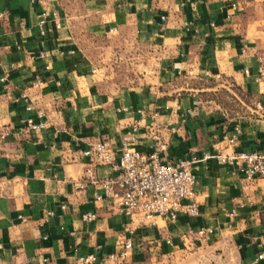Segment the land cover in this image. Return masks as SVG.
Segmentation results:
<instances>
[{
  "label": "crops",
  "instance_id": "0c3cea01",
  "mask_svg": "<svg viewBox=\"0 0 264 264\" xmlns=\"http://www.w3.org/2000/svg\"><path fill=\"white\" fill-rule=\"evenodd\" d=\"M49 10L59 26L47 19L40 34ZM0 11V264H264V176L206 156L264 152V0H0ZM37 109L44 125L30 129ZM152 123L162 159L193 160L199 212L139 227L94 199L96 184L72 182L86 166L114 172L90 165V142L146 149ZM198 226L203 236L183 234Z\"/></svg>",
  "mask_w": 264,
  "mask_h": 264
},
{
  "label": "built area",
  "instance_id": "2783aa9c",
  "mask_svg": "<svg viewBox=\"0 0 264 264\" xmlns=\"http://www.w3.org/2000/svg\"><path fill=\"white\" fill-rule=\"evenodd\" d=\"M230 7L234 10L236 4L231 3ZM3 14L4 12L0 11V16ZM47 19H51L55 27L59 26L55 10L43 11L36 21L40 34L46 32ZM19 23L22 24V21ZM37 55L44 58L48 53L39 50ZM43 67L48 68V63H43ZM256 69L258 75H261L264 69L261 57L258 58ZM24 109L31 112L30 103H25ZM34 114L38 120H34L33 114L30 113L25 117L26 126L30 129L44 125L41 119L43 112L37 109ZM135 128L136 125L132 124L131 130ZM148 129L151 142L146 149L131 147L125 138L120 139L116 146H111L105 139L90 142L82 149V153L90 157V165L91 163H109L113 166L114 172L96 177L92 168L86 166L83 177L72 182L74 188L81 189L90 182L96 184L98 189L93 192V198H106L114 203L127 216L130 223L139 227L155 224V217L173 220L179 214L197 215L199 207L195 191L196 174L191 166L193 160L162 159L160 153L165 148V135L154 123ZM222 139L227 145L234 142L233 136L223 135ZM206 156H213L217 163L233 165L235 170L245 178L264 176V152L254 150L223 152L220 148H216L212 155ZM93 216L94 213L90 211L82 214L85 220ZM206 230L207 227L202 226L188 227L183 234L198 238L203 236ZM165 240L169 242V238ZM262 242L264 243V236ZM131 246V239L123 238L118 255H126ZM261 257L262 251L256 254V258ZM78 259L88 263L96 260V256L94 253H88L80 255Z\"/></svg>",
  "mask_w": 264,
  "mask_h": 264
},
{
  "label": "rangeland",
  "instance_id": "374dc122",
  "mask_svg": "<svg viewBox=\"0 0 264 264\" xmlns=\"http://www.w3.org/2000/svg\"><path fill=\"white\" fill-rule=\"evenodd\" d=\"M106 39H108V37L107 36H104V35H101V36H99V42H100V45H103L104 44V41L106 40ZM112 79L114 80L115 78L117 79V81H119L120 80V78L122 77V75H120L118 72L117 73H114V75L112 74ZM222 96H224V94H222ZM191 264H201L200 263V261H192V262H190ZM172 264H174V263H172Z\"/></svg>",
  "mask_w": 264,
  "mask_h": 264
}]
</instances>
